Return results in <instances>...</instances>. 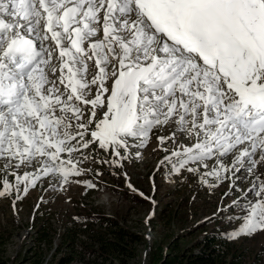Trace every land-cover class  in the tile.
I'll list each match as a JSON object with an SVG mask.
<instances>
[{
	"label": "snow or ice",
	"instance_id": "obj_1",
	"mask_svg": "<svg viewBox=\"0 0 264 264\" xmlns=\"http://www.w3.org/2000/svg\"><path fill=\"white\" fill-rule=\"evenodd\" d=\"M165 127L174 172L213 159L205 185L253 176L227 238L264 231V0H0V198L14 211L48 177L96 189L73 179L93 146L123 159Z\"/></svg>",
	"mask_w": 264,
	"mask_h": 264
},
{
	"label": "rangeland",
	"instance_id": "obj_2",
	"mask_svg": "<svg viewBox=\"0 0 264 264\" xmlns=\"http://www.w3.org/2000/svg\"><path fill=\"white\" fill-rule=\"evenodd\" d=\"M168 134L167 127L154 130L145 146H133L128 151L122 149L123 159L93 146L94 150H89L91 158L81 165L90 171L73 179L91 180L98 185L96 189H86L82 183H71L63 189L49 187L52 177H48L38 182L27 196L16 202V211L12 207L14 197L0 198V260L7 257L9 264L30 263L26 256L33 254L32 251L28 252L29 247L33 246L35 250L38 243L37 236L41 227L36 223L38 215L41 221L49 219L52 222L54 233L53 246L47 250V258L42 264H50L54 255L58 259L66 253L67 247L60 245L61 233L74 221H77L78 226L84 225L80 215L86 211L113 216L131 230L144 234L145 240L134 244L139 248L138 255L131 258V261L137 264H155L159 254L174 236L181 235L182 243L190 244L203 238L207 232L218 229L226 235L237 228L241 223L246 201L254 199L253 194L248 191L253 183V176L246 170H240L233 179L224 180L215 187L210 186L216 183L215 178L207 177L209 184L205 185L201 183L200 175L211 170L215 164L213 159L206 161L207 169L201 167L197 173L186 169L176 173L173 165L178 158L160 164L177 146L171 141L163 147L159 146L157 136ZM194 142V139L184 137L179 141L186 146ZM130 143L135 144L134 141ZM136 152L141 155L137 157ZM233 155L226 157L224 163L231 164ZM113 160H120V165L111 163ZM26 170L31 171L22 168L19 172L23 174ZM255 174L264 178V163L258 165ZM8 179L11 181L14 178L10 175ZM230 183L233 187H230ZM233 201L236 203L233 204ZM164 214L166 218L162 219ZM77 241L76 246L80 250L87 241L92 242L88 233L82 230L78 231ZM229 241L245 247L247 261H252L253 255L260 251L264 262V231ZM93 245L97 246L96 243ZM34 257L32 255L30 259ZM85 258L86 261L91 257ZM85 261L78 253L69 264H86ZM118 261L117 258H109L103 264H118Z\"/></svg>",
	"mask_w": 264,
	"mask_h": 264
},
{
	"label": "trees",
	"instance_id": "obj_3",
	"mask_svg": "<svg viewBox=\"0 0 264 264\" xmlns=\"http://www.w3.org/2000/svg\"><path fill=\"white\" fill-rule=\"evenodd\" d=\"M80 217L84 225L78 226L77 221H74L71 226L65 228L61 233L62 243L60 245L66 246L67 251L58 259H55L54 255L50 259V264H69L78 253L84 261L85 256L91 257L85 261L86 264H103L109 258H117L118 264H137V262H132L131 258L138 255L139 248L134 244L145 240L143 233L133 231L121 224L118 218L101 212L86 211ZM39 218L38 215L36 223L41 225L37 236L38 243L35 250L33 246L28 249V252L32 251L35 257L30 259L32 255L26 256V260L28 258L30 260L29 264H42L47 258V250L53 246L52 222L49 219L41 221ZM164 218H166L165 214L162 219ZM168 220L171 219L168 218ZM80 230L87 232L92 241V244L87 241L81 250L76 246ZM181 239V235L174 236L159 254L155 264H264L260 251L253 255L252 261H247L245 247L229 241L223 231L218 229L207 232L203 238L197 239L194 243L183 244ZM42 243H44L43 246ZM95 243L97 246L93 245ZM8 260L5 257L0 260V264H9Z\"/></svg>",
	"mask_w": 264,
	"mask_h": 264
},
{
	"label": "water",
	"instance_id": "obj_4",
	"mask_svg": "<svg viewBox=\"0 0 264 264\" xmlns=\"http://www.w3.org/2000/svg\"><path fill=\"white\" fill-rule=\"evenodd\" d=\"M148 235L150 236L151 234L148 233Z\"/></svg>",
	"mask_w": 264,
	"mask_h": 264
}]
</instances>
